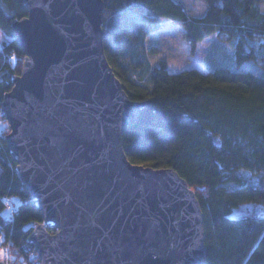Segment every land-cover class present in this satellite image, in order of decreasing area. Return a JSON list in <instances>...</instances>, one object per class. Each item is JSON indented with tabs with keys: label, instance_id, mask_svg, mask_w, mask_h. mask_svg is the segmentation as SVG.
Here are the masks:
<instances>
[{
	"label": "water",
	"instance_id": "water-1",
	"mask_svg": "<svg viewBox=\"0 0 264 264\" xmlns=\"http://www.w3.org/2000/svg\"><path fill=\"white\" fill-rule=\"evenodd\" d=\"M23 1L28 15L12 28L25 56L1 107L43 214L29 236L40 264H203L194 189L124 150L146 101L130 98L107 60L104 0Z\"/></svg>",
	"mask_w": 264,
	"mask_h": 264
},
{
	"label": "trees",
	"instance_id": "trees-1",
	"mask_svg": "<svg viewBox=\"0 0 264 264\" xmlns=\"http://www.w3.org/2000/svg\"><path fill=\"white\" fill-rule=\"evenodd\" d=\"M203 1L205 15L190 18L180 0H104L107 60L130 98L146 101L122 144L132 162L174 168L194 189L204 213L203 264H264V213L233 215L242 204L264 206L263 0ZM27 10L23 0H0V121L7 124L2 96L12 89L25 56L12 21ZM163 18L183 25L192 50L216 33L219 41L208 56L227 53V42L235 64L206 72L172 73L165 60L150 67L145 36ZM7 134L0 132L2 245L9 264H40L29 236L43 214L19 175ZM7 197L16 205L10 219L4 213Z\"/></svg>",
	"mask_w": 264,
	"mask_h": 264
},
{
	"label": "rangeland",
	"instance_id": "rangeland-1",
	"mask_svg": "<svg viewBox=\"0 0 264 264\" xmlns=\"http://www.w3.org/2000/svg\"><path fill=\"white\" fill-rule=\"evenodd\" d=\"M185 5L186 14L190 18L202 17L206 13V3L203 0H180ZM262 9L264 11V0L262 2ZM161 27L147 36H145V44L148 50L147 59L150 67L156 66L162 60L168 64V70L172 73L182 70L198 69L206 72L208 67H214L217 64L230 65L235 64L232 53V47L227 42L223 45L227 53L219 52V55L208 56L214 43H218L219 38L216 33L210 37L199 41L194 50L187 42L184 35V27L179 22L168 19H162ZM1 48V47H0ZM230 54V55H229ZM218 59V61H217ZM9 124L0 121V132L8 131ZM7 210V209H6ZM5 210V214H7ZM264 213V206L258 203L242 204L234 209L233 215L241 216L246 214ZM0 249L3 254H0V259H3L6 264H9L7 249L0 242Z\"/></svg>",
	"mask_w": 264,
	"mask_h": 264
},
{
	"label": "built area",
	"instance_id": "built-area-1",
	"mask_svg": "<svg viewBox=\"0 0 264 264\" xmlns=\"http://www.w3.org/2000/svg\"><path fill=\"white\" fill-rule=\"evenodd\" d=\"M14 52H11V53H9V55H8V58L9 59H11V58H13V56H14V54H13ZM4 202H6V208H7V218H12V215H13V213H14V211H15V207H16V205H15V203H14V201L12 200V198L11 197H7L6 199H5V201ZM0 240H1V236H0Z\"/></svg>",
	"mask_w": 264,
	"mask_h": 264
},
{
	"label": "snow or ice",
	"instance_id": "snow-or-ice-1",
	"mask_svg": "<svg viewBox=\"0 0 264 264\" xmlns=\"http://www.w3.org/2000/svg\"><path fill=\"white\" fill-rule=\"evenodd\" d=\"M0 254H3V250L2 249H0Z\"/></svg>",
	"mask_w": 264,
	"mask_h": 264
}]
</instances>
